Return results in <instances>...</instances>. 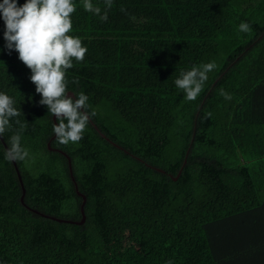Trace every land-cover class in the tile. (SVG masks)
Here are the masks:
<instances>
[{
	"label": "trees",
	"instance_id": "1",
	"mask_svg": "<svg viewBox=\"0 0 264 264\" xmlns=\"http://www.w3.org/2000/svg\"><path fill=\"white\" fill-rule=\"evenodd\" d=\"M73 2L68 34L87 52L68 91L97 115L68 145L50 142L53 116L0 18V92L30 154L16 161L24 206L4 158L13 121L0 140V264H264V0H91L106 22ZM213 61L188 101L175 79Z\"/></svg>",
	"mask_w": 264,
	"mask_h": 264
},
{
	"label": "clouds",
	"instance_id": "2",
	"mask_svg": "<svg viewBox=\"0 0 264 264\" xmlns=\"http://www.w3.org/2000/svg\"><path fill=\"white\" fill-rule=\"evenodd\" d=\"M105 6L111 8L112 0H105ZM83 9L99 16L102 21L108 19L107 12L101 15V8L91 0H83ZM75 11L73 0H26L22 6H18L16 0H2L0 3V18L5 24V48L17 52L18 59L30 69L29 79L41 96L38 103L47 106L48 113L56 118L52 131L60 145L79 142L91 117L97 115L95 110L89 112V97L83 92L66 95L69 92L66 70L73 67V60L83 61L87 52L80 37L68 34L72 31L71 14ZM250 30L247 22L238 25L239 32L248 33ZM216 67L214 61L193 65L190 70L181 71L174 84L188 101H194L204 90L208 73ZM71 83H78V80ZM220 95L226 100L231 99L224 90ZM21 115L14 99L0 92V136L12 131L13 121L19 125L4 149V158L10 162L25 161L30 156L21 144V134L27 123L15 119ZM211 115V112L207 114L208 117Z\"/></svg>",
	"mask_w": 264,
	"mask_h": 264
},
{
	"label": "water",
	"instance_id": "3",
	"mask_svg": "<svg viewBox=\"0 0 264 264\" xmlns=\"http://www.w3.org/2000/svg\"><path fill=\"white\" fill-rule=\"evenodd\" d=\"M66 95H68V96H72V93H71V92H68ZM73 98H74V97H73ZM55 120H56V118L53 116L54 124H56V123H55ZM54 139H55V136H53V137L50 139V142H51L52 140H54ZM0 140L3 142V139H2L1 136H0ZM50 142L47 143V148H48L49 150H51V151H57V152H60V151H58V150L51 149V148H50ZM4 147H5V149L7 148L5 144H4ZM61 153H62V152H61ZM62 154H63L64 156H66L64 153H62ZM67 159H68L69 168H70V172H71L70 160H69L68 157H67ZM12 163H13V166H14V168H15V171H16V174H17L18 181H19L20 186H21V188H22V195H21V198H20V202L25 206V204H24V195H25V191H24V188H23L22 179H21L20 173H19V171H18V169H17L16 162H12ZM175 179H176V178H175ZM175 179H174V180H175ZM74 186H75V189H76L77 194H78L80 197H82V204H81V214H82V219H81L80 222H72V221H66V222H72V223H75V224L81 225V224H83L84 221H85V216H84V213H83V206H84V204H85V202H86V198H85L81 193L78 192V189H77L76 183H75ZM31 211L34 212V213H36V214H39L40 216H43V217H45V218H49V216L43 215V214H41V213H38V212L35 211V210H31ZM58 221H60V220H58Z\"/></svg>",
	"mask_w": 264,
	"mask_h": 264
},
{
	"label": "rangeland",
	"instance_id": "4",
	"mask_svg": "<svg viewBox=\"0 0 264 264\" xmlns=\"http://www.w3.org/2000/svg\"><path fill=\"white\" fill-rule=\"evenodd\" d=\"M262 196H263V198H264V194H263Z\"/></svg>",
	"mask_w": 264,
	"mask_h": 264
}]
</instances>
